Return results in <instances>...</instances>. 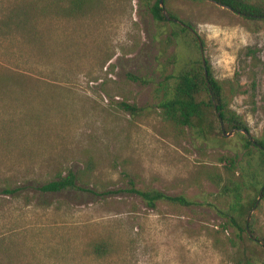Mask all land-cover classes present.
Instances as JSON below:
<instances>
[{
	"label": "rangeland",
	"instance_id": "374dc122",
	"mask_svg": "<svg viewBox=\"0 0 264 264\" xmlns=\"http://www.w3.org/2000/svg\"><path fill=\"white\" fill-rule=\"evenodd\" d=\"M153 1L90 0L72 13L68 0H0V264H264L250 233H264V197L237 217L220 193L226 177L252 174L254 149L234 129L203 140L154 106L157 82L200 55L151 16ZM161 4L195 30L228 108L260 137L264 21L207 0ZM68 171L75 187L39 189ZM130 185L190 203L149 208Z\"/></svg>",
	"mask_w": 264,
	"mask_h": 264
},
{
	"label": "trees",
	"instance_id": "16d2710c",
	"mask_svg": "<svg viewBox=\"0 0 264 264\" xmlns=\"http://www.w3.org/2000/svg\"><path fill=\"white\" fill-rule=\"evenodd\" d=\"M68 2L67 10L73 13L82 11L90 0H68ZM212 2L232 9L234 13L241 15L247 20L254 22L264 21V0H212ZM161 3L164 4L165 0H161ZM148 10L155 20L165 21L158 0H154L148 6ZM166 15L170 18L172 28H176V30L188 36V47L194 46L196 49L198 46L194 34L187 27L175 22L173 19H176V17L169 13L168 10L166 11ZM183 24L188 25L195 32L191 25ZM174 30L170 32L172 38L177 36ZM166 41L171 42V39L167 38ZM128 76L132 80H138L141 83L147 82V79L144 77ZM167 79L157 82L158 85H162V92L159 95L155 93L156 102L154 106L160 109L162 116L172 126L188 128L190 132H193L195 136L203 140H207L214 133H217L220 139L223 140L219 121L212 107V98L216 105L215 110L223 125V130H236L235 135L243 141L242 146L247 150L253 148L256 152V156L251 157V160L253 158L256 159L253 162L254 171L249 177L246 178L247 171L241 169L238 173V178L226 177L220 184V193L231 197L230 206L234 207L237 212L236 216H245L254 205L255 197L258 194L260 197H264V133L260 137L251 135L242 117L234 110L228 108L224 83L213 77L206 61L204 67L202 66L198 54H196V57L190 59L188 68L179 70L175 74L167 75ZM119 104L123 110L130 114L143 110L141 106H136L133 103L121 101ZM239 130H244L246 134ZM257 176L262 177V180L258 181ZM76 179V173L68 171L65 175L59 174L54 179L45 182L39 189L49 192L61 191L68 187H75ZM213 182L215 181L213 180ZM215 183L219 184L217 181ZM246 186L248 188L244 191ZM125 190L139 196L149 208H153L157 200H168L181 205H188L190 203L183 195H168L155 189H138L130 185ZM236 199L237 201H235ZM233 222L242 230V226H240L238 221L237 223ZM250 233L255 240L261 242V246L264 248V233L258 234L253 229H250ZM94 249L96 251L104 250V246L96 244Z\"/></svg>",
	"mask_w": 264,
	"mask_h": 264
},
{
	"label": "water",
	"instance_id": "95a60500",
	"mask_svg": "<svg viewBox=\"0 0 264 264\" xmlns=\"http://www.w3.org/2000/svg\"><path fill=\"white\" fill-rule=\"evenodd\" d=\"M207 1H210V2H212V0H207ZM158 2H159V6L161 7V12H162V14L164 15V17H165V19L166 20H169L170 18L166 15V13H165V11H164V8L162 7V4H161V0H158ZM214 3V2H213ZM215 4H217V5H219V6H221V7H223V8H226V9H228V10H230V11H232L233 12V10L232 9H230V8H228V7H226V6H223V5H221V4H219V3H215ZM175 22H177V23H179V24H181V25H183V26H185V27H187L193 34H194V36H195V38H196V41H197V46H198V51H199V55H200V60H201V64H202V66L204 67V65H205V59H204V56H203V49H202V44H201V41H200V39H199V37H198V35L188 26V25H185V24H183L181 21H179V20H176V19H173ZM204 74H205V71H204ZM211 103H212V107H213V109H214V111H215V116L217 117V120L219 121V127H220V130H221V132H222V135H224V136H228V135H230L231 133H232V130H229L228 132H225L224 130H223V125H222V123H221V121H220V118L218 117V114H217V112H216V110H215V102H214V99H212L211 98ZM240 132H242V133H244V134H246V132L244 131V130H239ZM258 196H259V194H258ZM256 201H257V198H256ZM255 201V202H256ZM264 249V248H263Z\"/></svg>",
	"mask_w": 264,
	"mask_h": 264
}]
</instances>
